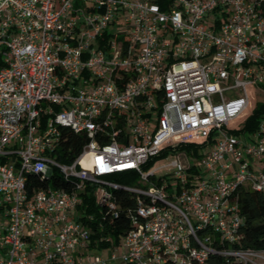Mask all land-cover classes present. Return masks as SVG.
<instances>
[{"label": "built area", "instance_id": "2783aa9c", "mask_svg": "<svg viewBox=\"0 0 264 264\" xmlns=\"http://www.w3.org/2000/svg\"><path fill=\"white\" fill-rule=\"evenodd\" d=\"M255 86L264 0H0V264H264L232 246L236 190L264 197V118L233 132ZM186 135L214 143L154 165Z\"/></svg>", "mask_w": 264, "mask_h": 264}, {"label": "trees", "instance_id": "16d2710c", "mask_svg": "<svg viewBox=\"0 0 264 264\" xmlns=\"http://www.w3.org/2000/svg\"><path fill=\"white\" fill-rule=\"evenodd\" d=\"M260 118H264V102L257 104L251 114L242 121L241 128L235 129V134L240 133H251L255 130L256 124ZM202 138L203 141L199 143L193 142L194 139L180 142L176 151H185L188 155L199 157L198 150L204 147H211L214 143V139L207 137ZM195 138V139H197ZM69 146L73 147L72 141L75 139L71 134H68ZM72 151H76L75 147L71 148ZM87 194L83 196L82 205L78 211L80 214H97V206L95 205L94 199L90 194L91 188H87ZM236 204L237 212L242 218V222L239 225V241L232 246L235 248L242 249H264V197L246 186H240L236 192ZM131 204V203H128ZM123 205H126L123 203ZM82 219V218H81ZM95 228V223L87 224ZM113 227L112 235L113 240L116 243L118 235L121 234V230L127 226V221L123 216L114 220L109 227ZM95 235L91 236L94 239Z\"/></svg>", "mask_w": 264, "mask_h": 264}, {"label": "rangeland", "instance_id": "374dc122", "mask_svg": "<svg viewBox=\"0 0 264 264\" xmlns=\"http://www.w3.org/2000/svg\"><path fill=\"white\" fill-rule=\"evenodd\" d=\"M231 94H233V97L235 98H239L241 96V92L238 90H232L230 91ZM247 95H248V107L247 110L245 111V117L244 119L249 116L251 114V112L253 111V109L255 108V106L257 104H261L264 102V91L259 89L258 87H251L247 89ZM244 119H242L241 121H239L238 123L241 124L242 121H244ZM236 126V125H235ZM235 129L241 128V125L234 127ZM227 129H232V127H228ZM181 139H185V140H191L190 137L188 135L181 137ZM203 141L202 138H197L194 139L193 142L195 143H201ZM209 147H204L198 150V155H200L201 153L205 152ZM171 160H176L183 168H187L191 163H194L197 161V157L193 156V155H188L185 153V151H176L174 154H170V155H166L164 157H160L159 159L155 160V166H160L162 164H166ZM258 167L253 165V171H257ZM74 218V217H72ZM108 250L104 249L103 251L101 250H97L95 248L91 249L89 254L93 255V256H103L106 257ZM123 252V248H121L120 246L117 247L115 249V254H121Z\"/></svg>", "mask_w": 264, "mask_h": 264}]
</instances>
